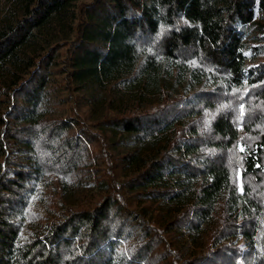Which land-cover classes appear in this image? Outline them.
<instances>
[{"label":"trees","instance_id":"trees-1","mask_svg":"<svg viewBox=\"0 0 264 264\" xmlns=\"http://www.w3.org/2000/svg\"><path fill=\"white\" fill-rule=\"evenodd\" d=\"M0 264H264V0H0Z\"/></svg>","mask_w":264,"mask_h":264},{"label":"rangeland","instance_id":"rangeland-1","mask_svg":"<svg viewBox=\"0 0 264 264\" xmlns=\"http://www.w3.org/2000/svg\"><path fill=\"white\" fill-rule=\"evenodd\" d=\"M247 41L249 42V43H256V38H255V33H252L249 37H248V39H247Z\"/></svg>","mask_w":264,"mask_h":264}]
</instances>
